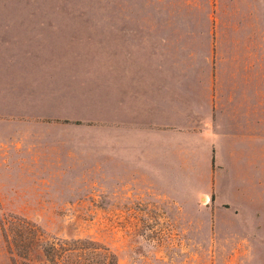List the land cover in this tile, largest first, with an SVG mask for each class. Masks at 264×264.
<instances>
[{
    "label": "rangeland",
    "instance_id": "rangeland-1",
    "mask_svg": "<svg viewBox=\"0 0 264 264\" xmlns=\"http://www.w3.org/2000/svg\"><path fill=\"white\" fill-rule=\"evenodd\" d=\"M214 6L0 0V264H26L25 255L42 264L40 245L55 237L102 243L116 264H264V146L237 153L251 166L226 167L214 150L209 172L186 145L189 166L170 169V195L147 182L146 161L119 166L118 66L152 62L173 67L174 81L195 76L186 70L213 64ZM15 26L43 31L17 36ZM193 177L201 180L178 183ZM31 226L40 238L29 252Z\"/></svg>",
    "mask_w": 264,
    "mask_h": 264
},
{
    "label": "crops",
    "instance_id": "crops-1",
    "mask_svg": "<svg viewBox=\"0 0 264 264\" xmlns=\"http://www.w3.org/2000/svg\"><path fill=\"white\" fill-rule=\"evenodd\" d=\"M214 2L207 56L213 64L194 65L186 71H195V76H177L176 81L173 67L152 62L122 64L116 74L118 129L124 139L122 150L118 140L123 158L119 166L135 168V161H146L147 182L169 195L170 169L189 166L184 160L186 145L197 148L209 172L214 150L216 161L226 167L233 162L251 166L237 153L246 157L254 145L264 146V0ZM42 28L32 27L29 32L27 27L15 26L12 34L40 35ZM10 42L18 47L30 44ZM206 178L219 189V176ZM194 180L201 179L178 183ZM199 193L209 198V191Z\"/></svg>",
    "mask_w": 264,
    "mask_h": 264
},
{
    "label": "trees",
    "instance_id": "trees-1",
    "mask_svg": "<svg viewBox=\"0 0 264 264\" xmlns=\"http://www.w3.org/2000/svg\"><path fill=\"white\" fill-rule=\"evenodd\" d=\"M29 252L37 246L36 240L40 232L35 227H29ZM44 262L42 264H116V257L102 243L88 239H64L55 237L52 241L41 243ZM26 264L32 263L30 255H25Z\"/></svg>",
    "mask_w": 264,
    "mask_h": 264
}]
</instances>
